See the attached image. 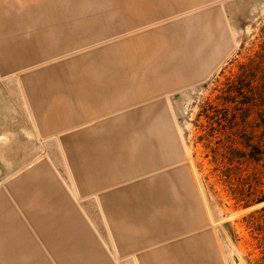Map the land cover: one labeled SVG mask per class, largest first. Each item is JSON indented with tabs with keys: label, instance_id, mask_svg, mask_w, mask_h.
I'll return each instance as SVG.
<instances>
[{
	"label": "rangeland",
	"instance_id": "obj_1",
	"mask_svg": "<svg viewBox=\"0 0 264 264\" xmlns=\"http://www.w3.org/2000/svg\"><path fill=\"white\" fill-rule=\"evenodd\" d=\"M2 188L37 264H264V0H0Z\"/></svg>",
	"mask_w": 264,
	"mask_h": 264
},
{
	"label": "crops",
	"instance_id": "obj_2",
	"mask_svg": "<svg viewBox=\"0 0 264 264\" xmlns=\"http://www.w3.org/2000/svg\"><path fill=\"white\" fill-rule=\"evenodd\" d=\"M177 18L179 17L172 18V20ZM100 117L101 114L97 111H90L89 114L83 113L77 130L82 126L94 125ZM60 132L68 131L62 130ZM176 178L178 182L183 179L179 172ZM2 190L3 188L0 189V264H37L36 253L38 248L47 256L51 254L48 250V237L54 235L42 233L43 227L37 225V222L49 223L47 228L44 227L49 232L51 231L50 227L53 229L56 226L54 225L56 222H60L61 225L69 221H78L76 216H69L68 206H73L71 211L78 214L75 208L78 203L75 202V197L71 195L64 193L68 196L64 200L63 197L60 200H53L52 198L48 199V196H46L38 201L29 199L30 197L24 201L25 199H21V194H19L20 196L8 197ZM49 195V197H52L51 192H49ZM97 197L98 200L102 199L100 195ZM101 204L103 203L101 202L99 205ZM48 211L52 213L48 215ZM50 259L51 262H55L54 257ZM113 264H116V262H113ZM136 264H170V262L148 263L139 261Z\"/></svg>",
	"mask_w": 264,
	"mask_h": 264
},
{
	"label": "bare ground",
	"instance_id": "obj_3",
	"mask_svg": "<svg viewBox=\"0 0 264 264\" xmlns=\"http://www.w3.org/2000/svg\"><path fill=\"white\" fill-rule=\"evenodd\" d=\"M205 52V51H204ZM203 54H205V53H203ZM202 55V54H201ZM203 56V55H202ZM198 58V57H197ZM199 59V58H198Z\"/></svg>",
	"mask_w": 264,
	"mask_h": 264
}]
</instances>
